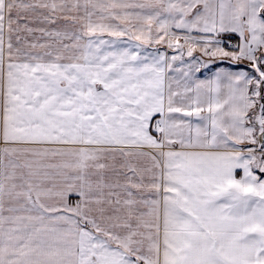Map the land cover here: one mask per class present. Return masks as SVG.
<instances>
[{
    "label": "snow or ice",
    "instance_id": "obj_1",
    "mask_svg": "<svg viewBox=\"0 0 264 264\" xmlns=\"http://www.w3.org/2000/svg\"><path fill=\"white\" fill-rule=\"evenodd\" d=\"M0 264H264V0H0Z\"/></svg>",
    "mask_w": 264,
    "mask_h": 264
}]
</instances>
